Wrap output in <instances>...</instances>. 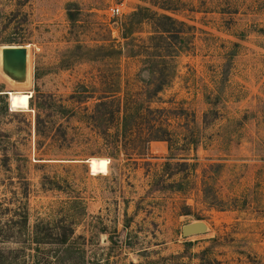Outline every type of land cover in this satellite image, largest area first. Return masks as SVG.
I'll return each mask as SVG.
<instances>
[{"label":"rangeland","instance_id":"obj_1","mask_svg":"<svg viewBox=\"0 0 264 264\" xmlns=\"http://www.w3.org/2000/svg\"><path fill=\"white\" fill-rule=\"evenodd\" d=\"M137 10L184 32L157 96L144 59L158 27H124ZM4 46L27 48L24 81L3 73ZM6 93L3 253L22 250L23 264H264V0H0ZM195 222L206 232L183 237Z\"/></svg>","mask_w":264,"mask_h":264},{"label":"trees","instance_id":"obj_2","mask_svg":"<svg viewBox=\"0 0 264 264\" xmlns=\"http://www.w3.org/2000/svg\"><path fill=\"white\" fill-rule=\"evenodd\" d=\"M76 5H68V19L72 25H75L77 23L78 19V10ZM152 19L154 20V24L158 27L156 32V37H153L152 40H158L157 46L155 47L154 54L147 56L144 59V63L147 65L146 69L149 71L150 75L153 76V79H156L155 88L153 90L152 95L157 96L164 87L168 86L170 83V80L172 78L171 74L166 75V68L164 66V69H161L162 65H166V61L169 60V58H173L174 54L177 53L175 48L173 47L174 44L177 43V41H183L182 33L183 30L181 27H178L177 23L169 20L168 18L161 17V16H155L154 14H149L145 12L144 10H137L133 14H131L128 17V21L130 24L126 25L124 24V27H130L134 24L138 25L142 21ZM131 32L130 30L128 33ZM126 34H124V38H126ZM162 42L164 45V50L167 54L161 55L159 50L157 48H160L162 46ZM163 48V47H161ZM5 95H0V97ZM106 103H99L97 104V107L104 106ZM165 134V132H164ZM154 139H158L156 141H166L163 136H157ZM167 142V141H166ZM184 165V164H182ZM181 165V166H182ZM171 165L166 164L165 167L169 168ZM22 225L27 224V214L26 211L22 214ZM40 243V242H36ZM62 244H66V242H62ZM22 253V250H8L6 253H3L0 251V264H23L24 262L20 259V254ZM38 264H51L50 261L46 260L45 262H41Z\"/></svg>","mask_w":264,"mask_h":264},{"label":"water","instance_id":"obj_3","mask_svg":"<svg viewBox=\"0 0 264 264\" xmlns=\"http://www.w3.org/2000/svg\"><path fill=\"white\" fill-rule=\"evenodd\" d=\"M28 51L25 46H4L1 48V64L4 74L18 81H24L27 75ZM0 95H7L0 94ZM206 232L202 222H195L182 227V236L189 237Z\"/></svg>","mask_w":264,"mask_h":264},{"label":"built area","instance_id":"obj_4","mask_svg":"<svg viewBox=\"0 0 264 264\" xmlns=\"http://www.w3.org/2000/svg\"><path fill=\"white\" fill-rule=\"evenodd\" d=\"M110 12L112 13V15H115V16H119L122 14L121 10L118 7L111 9Z\"/></svg>","mask_w":264,"mask_h":264}]
</instances>
